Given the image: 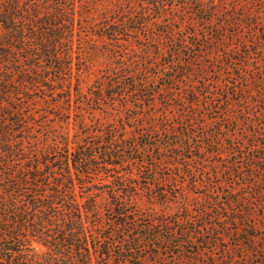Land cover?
<instances>
[{
    "label": "trees",
    "instance_id": "trees-1",
    "mask_svg": "<svg viewBox=\"0 0 264 264\" xmlns=\"http://www.w3.org/2000/svg\"><path fill=\"white\" fill-rule=\"evenodd\" d=\"M258 2L261 12L253 13L250 20L256 16L264 24V0ZM149 14L152 12L147 11ZM86 15L83 0H0V264H139L147 258L141 252L148 248L156 249L158 255L165 249L178 256L212 248L214 242L227 237L226 232L217 231L222 227L217 220L223 228L239 223L238 216L225 213L238 212V203L252 204L249 198L257 193L254 188L261 187L263 178L257 171L264 173L258 162L264 163V156L255 153L264 149V142L250 147L236 141L222 143L217 140L222 138L220 132H191V127L197 121L198 127L220 120L240 122L233 109L245 111L244 104L238 107L237 103L250 99L239 96L231 101V88L226 89V96L213 94L222 99L219 114L213 119L205 114L201 121L180 111L177 117L183 121L178 122L167 108L160 122L140 124L147 117L140 112L130 118L137 124L131 126L135 129L132 136L127 123L105 126L89 122L87 104L108 111L129 106L134 95L144 103L141 109L151 108L162 89L152 88L153 79L168 76L175 80L169 70L192 63L177 56L198 41L181 38L182 46L169 52L161 36L178 40L171 28L151 33L143 20L125 18L119 12L106 14V24L97 26L85 23ZM156 19L160 21L158 16ZM143 31L147 32L145 43L136 46L141 58L154 57L151 50L156 47L158 57L173 59L159 67L157 75L146 70L145 77L137 79L143 70L129 72L134 63L128 64V54L122 51L126 44L134 43L132 33L140 37ZM84 32L114 40V57L119 63L106 70L89 93L80 87L82 54L76 46ZM233 85L239 95L236 82ZM140 91L143 96L138 95ZM262 91L264 96V87ZM252 118L247 113L246 120ZM220 128L225 129L222 124ZM229 137L237 139L232 133ZM212 145L225 146L239 155L225 169L226 177L235 180L229 190L219 188L228 184L225 179L214 184L218 172L203 169L198 173L193 164L206 160L194 154L195 150L205 157L231 154L209 150ZM181 158L185 162L178 160ZM246 161L247 166L243 165ZM164 165L179 168V172L159 175L158 169ZM190 193L196 199L210 193V200L216 202L213 206L203 201L194 206L186 203L162 214L140 205V199L146 197L171 206ZM224 194L230 197L223 199ZM206 230L209 234L213 230L214 236L208 238ZM198 234L203 240H197ZM200 246L204 247L201 251ZM260 257L242 258L244 262L237 264H264V252Z\"/></svg>",
    "mask_w": 264,
    "mask_h": 264
},
{
    "label": "rangeland",
    "instance_id": "rangeland-1",
    "mask_svg": "<svg viewBox=\"0 0 264 264\" xmlns=\"http://www.w3.org/2000/svg\"><path fill=\"white\" fill-rule=\"evenodd\" d=\"M83 2L87 10V21L85 22L87 24L91 22V24L96 23L97 26L100 23L105 25L104 16L106 14L119 12L124 13L125 18L143 20L148 24V30L151 33L153 30L166 28L175 30L178 40L175 37L169 38L167 35L161 36V41L167 46L169 52L182 46L181 38L189 36L190 39L198 41L196 46L184 49L182 55L177 56L178 59L182 57L184 60H191L192 63L179 64L174 70H169V74L176 75L175 80L168 76L153 79L155 82H151L152 88L159 89L162 87V89L157 92L155 103L151 108L144 109L145 111L141 109L140 106H143L144 103L139 100L136 101L134 95H131L128 100L129 106L119 105L108 111L94 109L87 104L85 110L86 119L89 122H102L105 126L110 123L119 125L127 123L130 130L129 136H132L135 129H132L131 126L136 123L130 118L140 112H144L147 116L139 121L140 124L143 122L148 124L152 121L160 122L163 119V112L167 108H170L168 109L170 115L178 122L183 121L177 117L180 111L187 114V117H194L195 121L204 120L202 116L205 114L213 119L219 114L217 107L222 104V99L213 97V94L226 96L228 92L226 89L231 88L228 93L231 101L236 102L239 96L250 99L249 102L237 103L238 107L244 104L245 111L233 109V112L240 118V122L235 120L228 123L225 120H220L215 125H207L206 127L200 125L198 127L199 121H197L195 126L191 127V132H202L203 130L210 132L213 129L215 133L218 131L222 134V138L217 139L219 142L233 144L236 141L248 147L260 141L264 142V96L262 91L264 87L262 83L264 81V24L261 18L257 19L256 16L253 17V21L250 20L253 13L261 10L258 0H83ZM213 2H216V5ZM212 8L214 11L211 12ZM147 11H151L152 14L146 15ZM157 16L160 21H157ZM195 31L199 35H192ZM145 34L147 35V32L143 31L139 37L136 33H132L131 38L135 40L134 43L126 44L125 52L122 51V54H128V64L134 63L132 67H129V72L143 70L137 74V79L145 77L146 70L157 75L158 68L165 63H170V59H173L171 56L158 57L156 47H152L151 50L155 55L154 57L144 58L143 56L141 58L142 53L136 46L145 43ZM82 36L81 40H76L77 50H81V66L83 67L79 82L81 89L85 93H89L96 84V80L106 70L119 65L118 59L114 57L117 46L114 40L98 34L84 32ZM203 43L206 46L200 45ZM237 76L242 79L239 80ZM77 80L78 76L74 80L75 83L78 82ZM233 82H236L238 86L239 95L234 92ZM165 83H167L166 86L163 85ZM138 95L143 96L144 92L140 91ZM249 112L253 114V118L248 121L246 119ZM221 124L225 128L224 130L218 129ZM72 126L73 124H71ZM234 129L236 131H233ZM231 133L236 135L237 139H230ZM208 148L209 150L220 149L224 152L227 150L231 152L225 146L212 145ZM183 153L191 154L187 151H183ZM194 154L206 158V160L201 161L194 160L193 164L198 173L202 172L203 169L212 174L218 172L220 177L215 176L213 178L214 184L225 179L228 184L219 186V188L223 191L231 188L230 184H233L232 182L235 180L226 177L225 169L236 158H239L238 154L232 151L227 158L216 154L205 157V154L200 150H195ZM255 154L264 156V149ZM178 160L185 162L183 158ZM258 162L264 166L263 161ZM217 163L218 165H216ZM247 163L246 161L243 165L247 166ZM158 171L159 175H164L171 171L179 172V168L173 169L164 165ZM257 174L263 179L261 187L254 188L257 193L249 198L252 200V204L241 202L236 205V208L239 209L238 212L234 213L231 210L230 213H225L238 216L240 222L234 223L230 228H223V223L217 220L218 224L222 225L217 231L226 232L227 237L225 239H220L217 244L214 242L213 247L204 252L189 253L187 251L182 252L180 256L165 249L160 250V255H158L156 249L148 248L147 251L141 252V254L147 255V258L139 264H231L233 260L237 264L244 262L242 258L261 260L260 254L264 252V173L257 171ZM199 190L207 192L204 187H200ZM209 195L210 193L208 197L196 199L194 194L190 193L186 197H181L180 203L171 206H166L156 199L144 197L140 199V205L144 210L162 214L173 212L186 203L194 206L198 201L213 206L216 201L210 200ZM227 197L230 196L223 195V199H227ZM106 201L107 195L104 197V202ZM253 224L257 226H253ZM204 233L208 238L214 236L213 230H210V234L207 230ZM203 238L204 236L197 235V240L201 241ZM198 248L200 251L204 249L203 246ZM127 264H131V262L129 261Z\"/></svg>",
    "mask_w": 264,
    "mask_h": 264
}]
</instances>
